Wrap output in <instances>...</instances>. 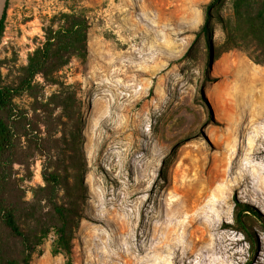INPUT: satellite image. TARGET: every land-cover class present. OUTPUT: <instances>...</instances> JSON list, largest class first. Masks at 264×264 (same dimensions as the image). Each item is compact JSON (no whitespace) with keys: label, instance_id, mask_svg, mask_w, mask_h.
<instances>
[{"label":"rangeland","instance_id":"1","mask_svg":"<svg viewBox=\"0 0 264 264\" xmlns=\"http://www.w3.org/2000/svg\"><path fill=\"white\" fill-rule=\"evenodd\" d=\"M210 1L76 0L90 22L86 59L72 58L57 83L37 76L34 94L15 98L32 116L64 85L75 92L76 149L68 118L60 107L53 113L64 122L53 129L65 140L59 196L77 200L80 212L74 264H264V63L253 57L262 58L261 48L229 42L228 30L244 35L234 0L212 8L210 35L203 33ZM67 10L61 0H8L0 36L5 84H19L48 19ZM247 77L254 84L241 93ZM249 132L258 134L250 152ZM231 146L235 159L227 163ZM26 151L31 157L15 171L33 201L49 162ZM256 163L259 174L249 168ZM239 202L262 216L252 209L238 222ZM53 239L51 232L30 264H65L51 252Z\"/></svg>","mask_w":264,"mask_h":264},{"label":"trees","instance_id":"2","mask_svg":"<svg viewBox=\"0 0 264 264\" xmlns=\"http://www.w3.org/2000/svg\"><path fill=\"white\" fill-rule=\"evenodd\" d=\"M61 1L67 3L68 10L48 19L49 23L43 27L45 41L30 55L19 84H5L0 72V264H30L51 232L54 234L52 254H63L65 264H74L73 238L80 212L77 200L64 201L59 196L63 181L61 166H64L66 152L64 156L60 153V157L58 151H63L61 144H65V140L64 136L56 137L57 132L53 129L64 125V122L61 116L53 117V113L60 107L63 116L68 118L71 128L69 147L76 149L79 146L80 119L78 112L73 110L77 102L75 92L71 85L63 84L51 98V103L38 104L33 108L35 113L32 116L15 102V98L25 91L34 94L37 76L41 75L48 83H57L56 74L72 58L85 60L88 55L89 18L73 4L76 0ZM220 1L211 0L207 5L206 20L201 30L208 36L212 28L211 10ZM233 7L236 24L244 35L237 39L228 30L229 42L233 41V46L242 45L243 41L256 44L261 48L262 58L253 55L254 60L264 63V0H234ZM4 19L5 15L0 22V36L4 30ZM39 109L44 114H39ZM42 125L46 131L42 130ZM22 137L26 138L25 144ZM26 149L31 153L35 150L43 152L49 162L43 169L46 184L34 189L33 201L26 199L23 180L15 171L16 163L25 164L31 157ZM55 158H58L57 162H53ZM61 159L63 163H60ZM76 189L80 191L79 187ZM42 200L46 201L45 205ZM45 206L49 207L48 211H44ZM252 209L256 216H262L250 205L237 203L236 220L241 222L242 214L248 215ZM23 221L27 227L23 226Z\"/></svg>","mask_w":264,"mask_h":264},{"label":"bare ground","instance_id":"3","mask_svg":"<svg viewBox=\"0 0 264 264\" xmlns=\"http://www.w3.org/2000/svg\"><path fill=\"white\" fill-rule=\"evenodd\" d=\"M237 75H239V74H237ZM241 81H242V79H241ZM243 83L245 85L243 84L240 87V92L241 93H243L244 91H250L252 89V85L254 84L253 83V79L251 77L250 78H248V77L247 78H243ZM247 94H248V92H247ZM257 137H258L257 132H249L248 133V142H247L248 147L246 148V151L248 150L250 152L251 149L254 148V146L256 145L255 141H256V138ZM235 143H236V141H235ZM232 147L233 146L226 147L227 149H226V153H225V159L227 160V163H231L235 159V152H234V148L232 149ZM259 148L262 149V147H259ZM257 165H259V164L256 163L255 165H252V166L255 167V169H254V167H249L250 165L247 166V167H249L251 169V171L253 172V174H256V173L259 174V169H258V166ZM238 178H239V176H238ZM258 188H259V190H261V191L264 192V175H261L260 176V181H259ZM248 201H250V200H248ZM259 207H261V210L264 212V205H260Z\"/></svg>","mask_w":264,"mask_h":264},{"label":"water","instance_id":"4","mask_svg":"<svg viewBox=\"0 0 264 264\" xmlns=\"http://www.w3.org/2000/svg\"><path fill=\"white\" fill-rule=\"evenodd\" d=\"M8 5V0H0V22L2 21Z\"/></svg>","mask_w":264,"mask_h":264}]
</instances>
